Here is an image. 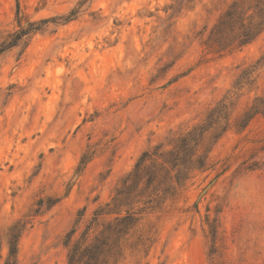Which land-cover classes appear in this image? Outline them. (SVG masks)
Returning a JSON list of instances; mask_svg holds the SVG:
<instances>
[{
    "label": "rangeland",
    "instance_id": "rangeland-1",
    "mask_svg": "<svg viewBox=\"0 0 264 264\" xmlns=\"http://www.w3.org/2000/svg\"><path fill=\"white\" fill-rule=\"evenodd\" d=\"M232 1L0 0L2 37L48 21L0 57V264L17 221L16 264H68L140 156L223 99L231 123L208 169L173 198L122 206L137 222L111 264H264V116L239 121L264 92V31L220 56L204 47Z\"/></svg>",
    "mask_w": 264,
    "mask_h": 264
},
{
    "label": "trees",
    "instance_id": "trees-1",
    "mask_svg": "<svg viewBox=\"0 0 264 264\" xmlns=\"http://www.w3.org/2000/svg\"><path fill=\"white\" fill-rule=\"evenodd\" d=\"M73 16L74 11H71L64 20L67 22ZM47 22L43 20L39 23H28L26 28L18 25V30L6 31L3 37L0 35V57L10 49L20 48L23 51L31 36L40 31L39 26ZM263 31L264 0H233L210 30L204 47L209 53L220 56L253 43ZM250 77L251 72H248L246 77H239L237 84L249 81ZM258 115L264 116V92L243 111L239 118L242 127H246ZM230 118L226 99L220 100L201 122L190 130L175 135L168 147L158 144L145 151L133 169L121 180L111 201L94 211L81 236L71 245H67L68 264L116 262L122 255L121 240L137 222L133 212L126 211L122 215L120 208L129 203L139 204L145 201L144 204H151L160 199L165 201L168 197H175L192 173L208 169L210 148L207 145L211 142L215 144L228 131ZM37 205L41 207V201ZM52 205L48 204L49 207ZM111 215L115 217L105 221ZM25 224L17 221L8 229L5 264H16L18 242ZM75 232L73 230L69 233V243Z\"/></svg>",
    "mask_w": 264,
    "mask_h": 264
}]
</instances>
